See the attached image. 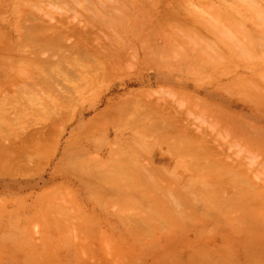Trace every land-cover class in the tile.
<instances>
[{"label":"rangeland","instance_id":"obj_1","mask_svg":"<svg viewBox=\"0 0 264 264\" xmlns=\"http://www.w3.org/2000/svg\"><path fill=\"white\" fill-rule=\"evenodd\" d=\"M248 1L0 0V264H264Z\"/></svg>","mask_w":264,"mask_h":264},{"label":"bare ground","instance_id":"obj_2","mask_svg":"<svg viewBox=\"0 0 264 264\" xmlns=\"http://www.w3.org/2000/svg\"><path fill=\"white\" fill-rule=\"evenodd\" d=\"M126 1H127V0H126ZM130 1H131V0H130ZM246 1H247V2H250V4L252 5V9H250V11L253 10L252 12L254 13V8H253V6H254V4L256 3V1L254 2V0H253L254 3H252L251 1H248V0H246ZM112 2H113V1H112ZM114 3H115V2H114ZM243 3H244V1H243ZM245 3H246V2H245ZM161 4H162V3H161ZM250 4H249V5H250ZM168 5H169V4H168ZM171 5H172V4H171ZM251 5H250V6H251ZM138 6H139V4H138ZM163 6H164V4H163ZM139 7H140V6H139ZM169 7H171V6L169 5ZM173 7H174V6H173ZM248 7H249V6H248ZM130 9H131V8H130ZM163 9H164V8H163ZM163 9H161V11H162ZM167 9H169L168 6H167ZM132 10H133V9H132ZM132 10H131V12H130L131 14H132ZM136 10H137V9H136ZM144 10H145V9H143V11H144ZM256 10H257V9H256ZM256 10H255V12H256V13L258 12V14L254 13V14L257 15V16L255 15V16L258 17V16H259V13H260V16H261V12H259L258 10L256 11ZM259 10H260V9H259ZM128 11H130V10H128ZM128 11H127V12H128ZM147 11H148V10H147ZM158 11H159V10H158ZM173 11H174V10H173ZM141 12H142V11H141ZM141 12H140V13H141ZM144 12H145V11H144ZM134 14H136V13H134ZM134 14H133V15H134ZM175 15H176V14H175ZM125 16H126V15H125ZM90 18H93V17H90ZM127 18H128V17H127ZM132 18H133V17H132ZM78 19H79V18H78ZM87 19H88V18H87ZM125 19H126V18H125ZM260 20H261V19H260ZM99 21H100V20H99ZM105 21H106V20H105ZM126 21H127V20H126ZM101 22H102V21H101ZM46 24L48 25V23H46ZM46 24H45V25H46ZM51 24H52V23H51ZM47 25H46V26H47ZM49 25H50V24H49ZM85 25H86V23L84 24V26H82V27H83L82 29H84L85 32L87 33V32H88L87 30L89 29V31H90V29H91L93 26L91 25V23H89V25H88V24L86 25L87 27L89 26V28H88V29H85V28H86ZM90 25L92 26L91 28H90ZM40 26L45 27V29H46L47 27H49V26L46 27V26H43V25H40ZM106 26H107V25H106ZM103 27H104V26H103ZM75 28H76V30H77V26H76V27L74 26V29H75ZM41 29H42V28H41ZM62 29L64 30V27H63V28L61 27V32L63 33V32H65L66 27H65V30H64V31H62ZM67 29H69V28H67ZM92 29H93V28H92ZM42 30H44V29H42ZM93 30H94V29H93ZM46 31H47V30H46ZM68 31H69V30H67V33H68ZM79 31H80V30H79ZM91 31H92V30H91ZM147 31H148V30H147ZM32 32H33V29H32ZM70 32H71V31H70ZM74 32H75V31H74ZM74 32H73V33H74ZM80 32H81V31H80ZM82 32H83V30H82ZM82 32H81V33H82ZM148 32H149V31H148ZM154 32H155V31H154ZM67 33H65L66 36L69 34V33H68V34H67ZM81 33H80V35H78L79 38H80V36H81ZM83 33H84V32H83ZM86 33H84V36H85ZM90 33H91V32H90ZM65 34H64V35L60 34L59 36L62 35V36L65 37ZM71 34H72V33H71ZM148 35H149V34H148ZM52 36H53V35H52ZM87 36H88V34H87ZM91 36H94V35H91ZM91 36L89 37L90 39L92 38ZM97 36H98V35H97ZM57 37H58V36H57ZM57 37H56V38H57ZM85 37H86V36H85ZM94 37H95V36H94ZM52 38H53V37H52ZM56 38L54 37V39H56ZM59 38H60V37H59ZM82 38H83V37H82ZM86 38H87V37H86ZM50 39H51V38H50ZM57 39H58V38H57ZM57 39H56V40H57ZM92 39H93V38H92ZM95 40H96V39H95ZM95 40H94V42H95ZM105 40H106V39H105ZM87 41H88V40H87ZM90 41H91V40H90ZM100 41H101V39H100ZM106 41H107V40H106ZM91 42H92V41H91ZM102 43H103V42H102ZM107 45H108V44H107ZM113 45H114V44H113ZM102 47H103V46H102ZM113 47H114V46H113ZM99 48H100V47H99ZM104 48H105V47H104ZM110 48H111V47H110ZM77 49H78V48H77ZM106 49H107V48H106ZM101 50H102V49H101ZM117 51H118V50H117ZM104 52H105V51H104ZM109 52H110V51H109ZM115 52H116V50H115ZM115 52H114V53H115ZM116 53H117V52H116ZM110 55H111V54H110ZM243 55H245V54H242L241 57H244ZM245 56H246V55H245ZM110 57H111V56H110ZM114 58H116V56H114ZM114 58H113V59H114ZM116 60H117V58H116ZM242 87H243V86H242ZM246 87H247V86H246ZM246 87L243 88V89H246V90H247L246 93L244 92L245 90L241 91V92H243V95L247 94V92L249 91L248 88H246ZM241 89H242V88H241ZM250 91H252V88L250 89ZM244 93H245V94H244ZM248 93H249V92H248ZM241 94H242V93H241ZM249 94H250V93H249ZM249 94H247V96H249ZM252 95H253V94H252ZM245 96H246V95H245ZM247 96H246V97H247ZM160 97H161V96H160ZM249 97H252V96H249ZM249 97H247V98H249ZM164 99H165V98H164ZM167 99H168V98H167ZM166 101H167V100H166ZM153 102H154V101H153ZM163 102H165V101H163ZM161 104H162V103H161ZM166 104H167V103H166ZM152 105H153V104H152ZM151 108H152V107H151ZM169 108H170V107H169ZM113 109H114V108H113ZM155 110H156V108H155ZM157 110H158V109H157ZM152 111H153V109H152ZM171 111H172V110H171ZM173 111H174V110H173ZM155 112H156V111H155ZM175 113H176V112H175ZM178 113H179V112H178ZM153 114H154V113H153ZM180 114H181V113H180ZM176 115H178V114H176ZM156 116H157V115H156ZM164 116H165V115H164ZM167 116H168V115H167ZM183 116H184V115H183ZM158 117H160V116H158ZM170 117H171V116H170ZM167 118H168V117H167ZM183 120H184V119H183ZM178 121H179V120H178ZM95 123H96V122H95ZM95 123H94V124H95ZM178 123H179V122H178ZM91 125H92V124H91ZM162 125H163V124H162ZM165 125H166V124H165ZM172 125H174V124H172ZM229 126H230V125H229ZM231 126H233V125H231ZM231 126H230V127H231ZM166 127H167V126H166ZM169 127H170V126H168V128H169ZM171 127H172V126H171ZM175 127H176V126H175ZM238 128H239V126H237V128H234L235 133H237V129H238ZM240 128H241V127H240ZM173 129H174V128H173ZM177 129H179V128H177ZM182 130H183V129H181V131H182ZM238 130H240V129H238ZM174 132H175V131H174ZM233 132H234V131H233ZM175 133H176V132H175ZM230 133H231V132H230ZM241 133H243V132H239V134H241ZM168 134H171V133H168ZM237 134H238V133H237ZM172 135H173V134H172ZM244 135H245V134H244ZM183 136H184V135H183ZM237 138H238V137H237ZM175 139H176V138H175ZM255 139H256V138H254V140H255ZM252 140H253V139H252ZM259 140H260V139H259ZM255 141H256V140H255ZM255 141H254V142H255ZM261 141H262V140H261ZM194 143H195V142H194ZM194 143H193V145H194ZM255 143H256V145H258L257 143H260V142H255ZM259 145H262V146H263V144H261V143H260ZM192 147H193V146H192ZM257 147H258V146H257ZM259 147H260V146H259ZM190 148H191V147H190ZM193 148H194V147H193ZM262 148H263V147H262ZM191 149H192V148H191ZM257 149H258V148H257ZM192 150H193V149H192ZM248 151H249V150H248ZM256 152H257V151H256ZM254 153H255V152H254ZM255 154H256V153H255ZM256 155H257V154H256ZM260 155L262 156V154H260ZM179 156H180V155H179ZM254 156H255V155H254ZM261 156H260V157H261ZM255 157H256V156H255ZM253 158H254V157H252V159H253ZM201 165H202V164H201ZM263 165H264V164H263ZM193 168H194V166H193ZM122 170H123V169H122ZM109 171H110V170H109ZM123 171H124V170H123ZM150 171H151V170H150ZM153 171H154V169H153ZM153 171H151V172H153ZM109 173H112V172H109ZM152 174H153V173H152ZM154 175H155V174H154ZM126 176H128V175H126ZM127 203H128V202H127Z\"/></svg>","mask_w":264,"mask_h":264}]
</instances>
